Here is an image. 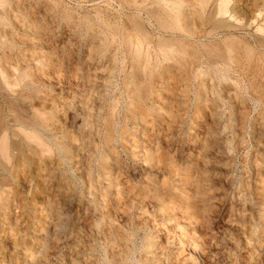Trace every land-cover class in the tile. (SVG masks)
<instances>
[{"label": "rangeland", "instance_id": "374dc122", "mask_svg": "<svg viewBox=\"0 0 264 264\" xmlns=\"http://www.w3.org/2000/svg\"><path fill=\"white\" fill-rule=\"evenodd\" d=\"M125 1L124 3V0H5V4L7 5L8 3L7 6L5 5L8 11L12 8V12H14V48H16L14 56L17 55L22 59V64L24 63L23 65H25V68L30 67V69L28 68L29 71L34 72L38 67L39 70L37 71H39V74H42V71L45 73L46 71L44 72V70L48 69L49 72L52 71L50 72L52 75L56 76L60 73L64 76H62V79L67 77L66 79L71 82H74L73 80L75 79L77 80L76 76L83 75L87 77V79L88 76H90L91 78L89 77V79L91 80H87V86L90 87V90H93V92L95 91L93 97L98 94V96L102 94L108 95V93L120 96V93H123V99L126 98L125 87L121 82L122 78L127 77L131 80H140L139 78L142 77L144 70L153 73L152 75H154L157 82L159 81L158 78L161 80V83L166 81L164 85L162 84V90L158 91L159 97L156 100V104L162 109V111H160L161 116H158L163 117L164 115L165 122L169 123L168 125H172V128H170L171 132L169 134L166 132L168 136L163 134L164 132L161 131H165V127H163L165 123H162V127L158 129L157 124L153 123L155 119L154 114L151 111L146 112L145 118L147 120L143 129L141 128L143 127L142 123L137 120H131V123H129L128 132L131 133H129L130 136L128 135L129 141L124 135L120 138L117 131H114V139L109 143L111 148L112 146L115 148L114 152L112 151L113 149L110 148V152L112 151L110 153V162L113 164V171L119 170L118 172H122V170H124L122 173L120 172L122 176L118 175L120 181L124 178L121 188L125 187L126 190H130L131 187L134 188L136 185L134 191L136 189V191L140 193H142L140 190L143 192H145L144 190H155H151L152 192L150 193L158 192L162 197L165 196L164 198L166 202L168 201V205H170L171 202V204L175 206L179 204L180 200L178 197H181V202L184 200L188 201L189 199L188 202L192 201L193 204L198 203L197 205L203 208L197 206L199 209L197 211L200 213L197 211L194 213V215L198 217L196 225L192 224L190 226L184 224L186 215L188 217L187 212L183 214V212L180 211L182 213L181 215H183L182 218H184L180 219L181 216L179 212L177 213L178 210L176 212L174 211L176 209L169 211L172 217L176 214L175 217H178L177 221L178 219L181 220L179 223H182L184 225L183 227L189 229H187L188 233L191 232L190 235H192V237L194 236L192 239L195 240V236H203V233L207 232L205 236L206 238L208 237V240L206 238L203 239L205 242L201 240V243H199L200 245L197 246L200 249L201 244L202 247L205 245V248H203L205 249V254H201L202 249L197 251L198 248H196L195 257L198 263L197 260L192 259L190 256L191 246L189 243L183 245L184 249L178 260H174V254L169 255V259L164 256L162 257L160 254L159 256L161 259L151 263L168 264L167 262L171 260L170 262L172 263L169 262L170 264H179V262L180 264H264V223L261 224L259 221H253L254 218H256L255 215L257 211L260 209L253 203L255 202L253 195L254 185L256 180H258V176H260L258 173L259 171L257 172V170L253 168H255L257 161L262 160L261 155L264 153V116L261 115L262 112H259L261 109L249 98V93L243 91V93L237 95L234 87H230L231 89L228 88L230 90H227V88L222 86L225 84L224 81L222 83V81L220 82L219 80V73L223 72L224 61L227 60L226 57L229 56L232 59H237L245 56L242 55L243 52L246 54L244 41H254L250 31L237 29L234 31H224L222 33L218 32L215 35L209 36L206 34L209 30L208 26H198L196 29H199V32L195 29L198 36L195 35V33H193V36L186 35L180 31V29L177 30L178 28L169 22L170 20L168 19H162V21L164 20L166 22V25L162 26L157 25L156 20L146 13H141V17H137L136 15L139 13L132 8L134 1ZM138 1L140 2V0ZM249 5V8L253 7L251 3ZM140 18H142V21H140ZM132 23L141 24L139 26L141 29H133ZM146 35L149 39L147 37L145 38ZM232 37H234V39H232ZM224 38L229 40L226 41ZM170 43L175 45L180 51H182L181 49L183 48H181V45H183L185 50L183 49L184 51L182 53L174 57L168 52V45H170ZM225 53H227L228 56ZM62 60H66L63 63V67H59L58 65L57 67L59 68L54 65L52 67V64H57V62ZM147 60L148 67L144 69L142 64ZM160 72H163V75L166 74V76L164 75V78H157L156 76L161 75ZM196 72H199L198 76H196ZM211 73L213 81L209 78ZM229 73L232 74V71L230 70ZM68 76L71 77V79L68 78ZM80 80L81 79L78 78V81ZM133 82L134 80L132 83ZM212 83L215 87L212 86ZM60 95L66 97L64 100H58V103L60 104L59 106L65 104L63 107L68 110V113L61 115V118L66 117V127H70L67 128L69 131L67 132L71 134V136L69 134L68 136L69 138L74 135L75 137H79L80 133H78V127L82 126L83 121H75L73 119L74 110L66 104L69 101H73L75 107H80L81 100L79 101V98L82 94H80L79 97L77 95L73 97L74 95L72 93L69 94V97L67 96L68 94H63V92H61ZM60 95L59 92H57L56 99H59ZM239 96L244 98L241 97L240 100V98H238ZM243 100L247 101L246 104L248 105L245 104V110L248 113L247 117L237 112L238 105H240ZM98 102L99 101L96 100V104H94L93 107L96 113L102 111L100 110L101 106ZM124 103L125 102H121L119 105L120 111L124 109ZM167 115H171L172 118H169ZM238 115L240 116L238 117ZM149 119L152 122H150ZM133 121H135V123ZM95 124V128L98 129L100 126L99 123ZM149 124L152 129L150 131H148ZM131 125L136 128L139 126L138 128L140 129L138 130L137 128V132L135 133ZM155 130H160V133H157ZM140 131L141 133L139 134ZM142 134L144 138L140 137ZM131 135L133 136L132 141L135 143H132L130 139L132 138ZM94 136L97 137V140L100 137L96 136V134H94ZM118 140L120 143L123 141L125 144L120 145ZM158 140L160 143H158ZM123 145L126 146L124 147ZM77 146H75V150L73 151L74 154L71 162L66 160L61 166L59 165L60 158L58 157L52 159L50 163L43 161L39 163V160L34 156L29 167L26 162L21 160L22 158L16 161L19 165V169L23 171L21 174L33 178V189L31 194H27L25 188L20 184H14L12 176L8 174L9 172H5L8 178L4 180L6 181V187H4L5 190L9 189V191H6L5 194L3 193L1 198L8 199L9 206L11 205L10 203L14 201H20L22 207L19 208L17 212L19 218L14 221V215H12L14 212L11 213L10 211V215H7V211L4 210L0 204V264H79V262L80 264H91L90 262L91 260L93 261L94 255H97L98 252L97 256L101 257L103 255L104 247L98 246L102 242L100 234L99 241L95 239L93 234L94 229L96 231L98 228L90 227L93 226V221L91 220L97 218L100 208L94 207L95 203L92 197H90L87 191H85L86 189L81 186V179H78V176L87 178L86 174L89 172L87 167L88 164L85 163L87 161V153H85V155L83 151L79 149L80 146H78L79 150ZM142 146L151 148L152 153L155 154H158L157 152L161 150L162 154L166 155V157L162 156L161 158L163 164L151 167L149 164L147 165L142 162L141 158H139L143 152L142 149L144 150ZM100 147L101 146H99L96 152V156L94 155L95 159L99 154ZM132 147L136 148L134 151L138 150L135 153L137 155L139 154L137 157L129 156L131 154L129 151ZM125 149L128 151L126 152ZM116 153L119 155L118 157ZM26 154L29 155V153ZM135 159L137 161H135ZM27 161L28 163L31 162L30 159ZM11 162L14 165V154ZM92 164L94 165V163ZM92 164L91 167L94 169ZM43 165L44 169L42 170ZM164 165L169 166L165 167ZM85 166L87 170L84 171V168L86 169ZM39 167L41 169H37V171L36 168ZM260 167L261 164L258 165V168ZM115 172L112 173V178H115L113 177L117 174ZM89 177L97 188L96 195H101L102 193L99 194V192H102L103 189V193L106 194L105 197L107 199L104 198L109 202L108 204H113L114 192L116 191L114 186L115 180L112 179L113 181L106 182V179L102 175H100V177L97 176L96 170H91ZM2 178L3 176L0 173V182ZM109 183L112 185V187H110L112 188L111 190L108 187ZM126 183L128 185L132 184L131 187L130 185L129 188L126 187ZM46 184L49 185L47 186V194L50 195V201L53 206V210L51 209V217L49 218H44L43 216V212L47 211L48 207H43V202L41 200V191H43ZM188 184H193L194 189L192 190V187L188 188L190 187ZM197 189L200 191L198 190V192H196ZM178 190H180V193L183 191L181 195L187 194L178 196L180 195ZM194 190H196L195 193L193 192ZM196 193L199 196H197ZM194 195L197 196L198 200L195 198L193 201L192 198ZM186 196L192 198L188 197V199L186 198L183 200ZM145 202L146 206L144 208L147 211L145 210V213L141 214V218L143 219H140V221L142 220L143 228L138 232L139 235L136 234V239L139 244L141 235L150 234V232L154 231L152 215L155 210L153 204H151L147 198H145ZM148 202L150 204L149 206ZM32 204L35 206L33 207ZM97 205L102 206L99 202ZM53 212H55V214H53ZM206 217H209L210 222L214 221L213 223L209 222L210 226L207 225L205 221L203 222ZM48 219L52 221L49 222ZM136 221L138 222V220ZM84 222H86V224H84ZM87 222H91L89 224L90 226H88ZM168 223L169 222H167V224ZM170 223V226H174L175 224L173 221ZM84 226L89 231L91 230L90 232L92 233L85 231L87 229H84ZM80 227H82L85 232L82 231V233L81 230L83 229ZM172 227H169L168 231H171ZM69 229H71V231ZM206 229H208L210 233ZM86 232H88V234ZM195 233L198 234L195 235ZM255 233L258 236H256ZM76 235L82 237L84 235L83 239L80 238L84 243L85 249L79 254H76L77 252L75 250ZM157 235H159V238L156 239L159 245L162 243L161 245H165L166 247V255L167 253L169 254L172 251H176L174 245L169 243L165 244V232H158ZM85 236H87V239H84ZM67 237L70 239L68 240ZM106 239L107 238L103 239V241ZM105 243L107 242H104V244ZM88 245L91 248L94 247L95 252L93 249L90 250ZM46 247H49V249L47 251V257H44V250ZM64 247L66 250H69L66 251ZM168 249L169 252H167ZM65 252L67 255H65ZM138 252L139 251H137L135 255L139 254ZM90 254L94 255L91 257ZM74 255L76 258H79L75 260ZM81 261L85 262L82 263Z\"/></svg>", "mask_w": 264, "mask_h": 264}, {"label": "bare ground", "instance_id": "6f19581e", "mask_svg": "<svg viewBox=\"0 0 264 264\" xmlns=\"http://www.w3.org/2000/svg\"><path fill=\"white\" fill-rule=\"evenodd\" d=\"M133 1H134V4H132V3H130V4H132L133 5L132 8L135 11H137V13H139L138 15H136L137 17H141V13H146L148 16L153 17L154 20H156L157 25H162V26L166 25V22L164 20L162 21V19H168V20H170L169 22H171L174 26H176L178 28L177 30L180 29V31H182L186 35H192L193 36V33H195V35H197L196 34L197 32L195 31V29L198 26L199 27L200 26H202V27L208 26L209 30H208V32L206 31L207 32L206 34H208L209 36L215 35L218 32L222 33L224 31H234L237 29H243L244 31L245 30L250 31V34L253 37L254 41H249V40L244 41V44H245L244 47H245L246 54H244V52H243L242 55H245V56L237 58V59H232L231 57H229L227 55V53H225L228 57H226L227 60L224 61L223 72L219 73V80H220V82L222 81V83L224 81V83L226 85L223 84L222 86L224 88H227V90H230L231 89L230 87H234L235 93L237 95H240L241 93H243V91L249 93L250 94L249 98H251V101L252 102L254 101V103L261 109V111H259V112H262L261 115L264 116V0H140V2L138 0H133ZM125 2L126 1L124 0V3ZM250 3L253 6L251 8H249ZM5 5H6L5 0H0V173L3 176V178L1 179V182H0V204L4 208V210L7 211L6 212L7 215H10V211H11V213L14 212V214H12V215H14L13 219H14V221H16L19 218L18 217L19 214L17 215V212H18L19 208H21L22 206L20 204V201L19 202L14 201V202L10 203L11 205L9 206L8 199L1 198L3 193L5 194L6 191H9V189L5 190L6 181H4V180L6 178H8V177H6L5 172H9L8 174L10 176H12V178L14 179V184H20L23 188H25V190L27 191V194H31L32 189H33V185H32V183H33L32 179L33 178L30 176L27 177L26 175H22L21 173H23V171L19 169V165L16 163V161H18L19 158H22L21 160L26 162L27 166L29 167L30 163H32V161H33L32 159L34 156H36L37 160H39L38 161L39 163L42 161L50 163V161L52 159H55L56 157H58V158H60L59 165L61 166L65 163L66 160L71 162V160L73 158V154H74L73 151L75 150V146L78 145V146H80L79 149L81 151H83L84 154L87 153V159H86L87 161L85 163L88 164L87 167H88V171H89V172L86 171L87 172V174H86L87 178L86 177L82 178L81 176H78V179H81L80 180L81 186L84 187L86 189L85 191H87V194L90 197H92L93 202L95 203L94 207L100 208V211H99L97 218H94L95 220H91V221H93V223H92L93 226L89 225L91 222H89V223L87 222V223H88V226H90L92 228H94V227L98 228V230H96V231L94 229L93 234L95 236V239H98V241H99V234H100V238L102 239V242L98 246H100L102 248L104 247V252H103V255L101 257L97 256L99 252L97 253V255H94L95 253L90 254L91 257L94 255L93 261L92 260H91V262L89 261L91 264H148V263L153 264L151 262H153V261L155 262V261H158L159 259H161L159 256L160 254L162 255V257L164 256L166 258H168L169 255L174 254L173 257H174V260L176 261L179 259V256L184 249L183 245H185V243L186 244L189 243L191 246L190 247L191 258L194 260H197V258L195 257L196 248H198L197 251H200V249H202L201 254L204 253L205 249H203V248H205L204 247L205 245L202 247V244H201L200 249L197 246L200 245L199 243H201V240L206 238L205 235L207 232L203 233V236H198V237L195 236V238L197 240L192 239L194 236L192 237V235H190V233H191L190 231H189L190 233H188V231H187L188 228L186 229V227H183L184 225L182 223H179V221H181V220L178 219V221H177L178 217L177 218L175 217L176 214H175V216L172 217L171 212L169 210L176 209V210H174L175 212L178 210L177 213L179 212V214L181 216L180 219L183 217V215H181L182 214L181 212H183V214H184V212H185V214L187 212L188 217L186 215V218H185L186 220H184V224L190 225V226L192 224L196 225L198 217H196L194 215V213H196V211L199 210L197 208L198 203L193 204L192 201L188 202L189 196H186L185 198H183V200L187 198L188 201L184 200L181 202V197H178L181 203L178 200L179 204H177L176 206L172 205L171 204L172 202L171 203L169 202L170 205H168V203H167L168 201L166 202V199L164 198L165 196L162 197L158 192L150 193V192L155 191V190H152V189H151L152 191L151 190H144L145 192L140 190L142 192V193H140L139 191H136V189L134 191V188L136 187V185L134 186V188H132L131 187L132 184L131 185L129 184L131 187L130 190H126L125 187L121 188V186H123L122 181L124 178H122L121 181L119 180L118 175L122 176V174H120L121 171L120 172H118L119 170L113 171V167H112L113 164L110 162V156H111L110 153L112 151L114 152V150H115V148L113 146L111 148L110 144H109L111 142V140L114 139V137H113L114 131H117L120 138H121V136L124 135L128 139L129 138L128 135L130 133V132H128L129 131V128H128L129 123H131V120H137L138 122L142 123L143 127H141V126L140 127L143 129L144 125L146 124V120H147L145 118L146 112L151 111L154 114L155 119H154L153 123L157 124L158 129H160V127H162V123H165L163 126V127H165V131H161V132H164L163 134L167 135L166 132H168V134L171 132L170 128H172V125L171 124L168 125L169 123L165 122L166 120L164 119L163 114H162L163 117H160L161 116L160 111H162V109H160L159 106H157V104H156L157 103L156 100L159 97L158 91H161L163 88L162 86L166 83V81L164 83H161L160 82L161 80L158 77L164 78V75L166 76V74L163 75V72L165 70L163 72H160V74H161V75L159 74L160 76H156L159 80L158 82L156 81V78L154 77V75H152L153 73L146 72L145 70H144V73L142 74V77L139 78L140 80L136 81L135 79H133L134 80L133 83H132L133 80H131L130 78L123 77L121 82L123 83V85L125 87V94H126L127 99L126 98L123 99V97H124L123 93H120V96H117L116 94H110V93H108V95H107L104 93L105 95L102 94L101 96H98L99 95L98 94V95H96L97 97L96 96L93 97L95 91L93 92V90H90V87L87 86V83H88L87 80L89 79L90 76H88V79H87V77H85L83 75L76 76L77 80L75 79V80H73L74 82H71V81H68V79H66L67 77L62 79L63 75L60 73L57 74L58 76L56 75L57 77L52 75L50 73L52 71L49 72L48 69L44 70V72L46 71L45 73H43V71L41 70L42 74H39V71H37V70H39L38 67H37L36 71L34 70V72L28 70V68L30 69V67L25 68V65H23L24 63L22 64V59H20L17 55L14 56V51L16 49V48H14L15 47L14 12H12V8L10 10L11 12L8 11V9L6 7L8 5V3L6 6ZM140 19H141L140 21H142V18H140ZM132 24H133L132 25L133 29H136V28L138 30L141 29V27H139L141 24L140 25H139V23L138 24L132 23ZM30 28H31V26H30ZM196 30L199 32V29H196ZM201 32H203V31H201ZM138 33H139V31H138ZM146 37H147V35L145 36V38ZM226 37H228V36H226ZM228 38H231V37H228ZM224 39H226V41L229 40V39L227 40V38H224ZM232 39H234V37H232ZM223 41H225V40H223ZM226 45H227V43H226ZM160 46H163V45H160ZM181 48L184 49L183 45H181ZM236 48H237V46H236ZM183 49H181L182 51H180L177 47H175V45H172L171 43H170V45H168V52L174 57H176L177 55L182 53L185 50V49L184 50ZM160 51H162V50H160ZM218 55H220V54H218ZM219 60H221V59H219ZM64 61H66V60H64ZM64 61L62 60L60 62H57V64L54 63V64H52V67H53V65L56 67H57V65L59 67H63ZM113 61H114V59H113ZM23 62H24V60H23ZM37 64H39V63H37ZM142 65L144 66V69H146L148 67V60L145 61L144 64H142ZM59 67H57V68H59ZM40 69H41V67H40ZM59 70H61V69H59ZM230 70L232 71V74L229 73ZM41 71H40V73H41ZM198 71H199V69H198ZM201 73H203V72H201ZM208 74H210V73H208ZM198 75H199V72L198 73L196 72V76H198ZM72 76H73V74H72ZM217 76H218V74H217ZM73 77H72V79H73ZM68 78L71 79V77H69V76H68ZM78 78L81 80L78 81ZM133 78H134V76H133ZM209 78H210V80L213 81L212 73H211ZM89 80H91V79H89ZM210 85H211V83H210ZM158 86H159V88H158ZM212 86H214L213 83H212ZM79 87L81 88V90ZM228 88H230V89H228ZM164 90H165V88H164ZM232 91H234V90H232ZM57 92H59V95L61 94V92H63V94H68L67 96H69V97H70L69 94H72V93L74 95L73 97H75L76 95L79 97V95L82 94V96L80 95V98H79V101L81 100L80 107H75V104L73 103V101L72 102L69 101L66 104L67 106L69 105V107H71L74 110L73 119L75 121H79V120H81V122L83 121L82 126L78 127L79 128L78 133H80L79 137H75V135H74V136L69 138V136H68L69 131L67 130V128H70V127L68 125H67L68 127H66V122H65L66 117L61 118V115L68 113V110H66L65 107H63L65 104L62 106H59L60 104L58 103V100H60V101L64 100L66 97H64V95L63 96L60 95V98L56 99ZM241 97L239 96L238 98H240V100H241ZM242 98H244V97H242ZM121 99H122V101H121ZM96 100L99 101L98 103H100V106H101L100 110H102L101 112L98 111V113L94 112V108H93L94 104H96ZM239 101H238V103H239ZM121 102H125L124 103L125 105L123 106L124 109L122 111L119 110V107H120L119 105L121 104ZM246 102L247 101H244V100L241 101V104L238 105V111H237L238 113L239 112L242 113L245 117L248 116V113L245 110L246 109V107H245ZM247 110H248V108H247ZM158 115H160V116H158ZM149 116H147V117H149ZM167 116H169V115H167ZM239 116L240 115H238V117ZM173 117H175V116H173ZM169 118H172V116L170 115ZM168 121L171 122L170 120H168ZM133 122L135 123V121H133ZM150 122H152V121L150 120ZM69 123H70V121H69ZM95 123H99L100 126L98 125L99 126L98 129L95 128V126H96ZM75 124H76V122H75ZM79 124H81V123H79ZM150 124H152V123H150ZM150 124H149V128H148L149 130L148 131L152 130L150 128V126H151ZM147 127H148V125H147ZM131 128L134 130L135 133L137 132V128L135 126H132ZM139 129L140 128H138V130ZM161 129H163V128H161ZM156 132L160 133V130H158ZM140 133H141V131L139 132V134ZM151 133H152V131H151ZM94 134H96V136H98V137L100 136L98 138V140H97V137L94 136ZM69 135L71 136V134H69ZM140 137L144 138V135L142 134ZM143 138H141V139H143ZM130 139L132 141L133 136ZM119 140H121V139H119ZM119 140H118V142H119ZM128 141H129V139H128ZM122 142L123 141H121V143L119 142L120 145L125 144L124 142L123 143ZM125 142H126V140H125ZM133 142L134 141H132V143ZM144 142H146V141H144ZM158 143H160L159 140H158ZM135 145H137V144H135ZM78 146H77V149H78ZM99 146H101L100 147L101 152L99 151V154H98L97 158L95 159L94 155L96 156V152L98 151ZM123 146L125 147L126 145H123ZM146 147L142 146V148H144V150L142 149L143 152L139 156V158H141L142 162H144L147 165L149 164L151 167L163 164V162L161 161V158H162V156L166 157V155L165 154L163 155L161 150H160V152L157 150L158 154L152 153L151 148H146ZM91 148H93V149H91ZM110 148L113 149L111 152H110V150H111ZM128 148H129V146H128ZM134 149H136V148L132 147V149H130L129 152H131V154L133 155L132 156L130 154L129 155L130 157H137L139 155V154L138 155L135 154L136 151H138V150L134 151ZM127 151L128 150H126V152ZM26 153H29V155H27ZM13 154H14V165L11 162V160L13 158ZM25 155H26V157H25ZM118 156L119 155L117 154V157ZM261 157H262V160L257 161L255 164V168H253V169L257 170V172L259 171L258 173L260 174V176H258V180H256V182H255L254 189H253V192H254L253 195H254V201H255L253 203L256 206H258L260 209H259V211H257V214L255 215L256 218H254V220L253 219L252 220L256 221V222L259 221V222H261V224H263L264 223V153L261 155ZM29 159L31 162L28 163L27 160H29ZM119 159H120V157H119ZM136 159H138V158H136ZM136 159H135V161H137ZM138 160H140V159H138ZM114 161H115V158H114ZM211 161H213V160H211ZM92 163H94V165ZM42 164H44V163H42ZM91 164H92V166H94V169H93V167H91ZM259 164H261L260 168H258ZM122 165H123V163H122ZM38 166H39V164H38ZM164 166L166 167L169 165H164ZM42 167H43L42 168V170H43L44 165ZM46 167H45V169H46ZM87 167H86V169L84 168V171L87 170ZM37 169L39 170L41 168L39 167V168H36V170ZM119 169H120V167H119ZM53 170H55V169H53ZM91 170H96L97 176L100 177V175H102L106 179V182H108V181L111 182V181H113L112 179L115 180L114 186L116 188V191L114 192L115 194L113 197V204L112 203L108 204L109 202L106 200L107 199L105 197L106 194L103 193V189H102V192L98 191L99 194L102 193L101 195H96L97 188L95 187L93 182L89 179L90 178L89 175L91 173ZM123 171L124 170H122V172ZM113 172L117 173L116 174L117 176L116 175L113 176L115 178H112ZM171 174H172V172H171ZM47 183H48V181H47ZM127 183H126V185H127L126 187L129 188V185ZM188 185H190V187H188V188L192 187L191 189L192 190L194 189L193 184H188ZM47 186H49V185L46 184V186L43 188V191H41L42 197L40 196L41 200L43 202V207L44 206L48 207L47 211L43 212L44 218L51 217L50 216L51 211L53 210V208H52L53 206H52V203L50 201L51 197H50V195L47 194V190H48ZM182 186H181V190H182ZM195 186H196V184H195ZM108 187L110 188V187H112V185L109 183ZM197 187H199V186H197ZM115 188H113V189H115ZM111 189L112 188H110V190ZM183 189H184V187H183ZM199 189H201V188H199ZM199 189H197V191L194 190L193 192L194 193H195V191L198 192ZM178 191L180 193V190H178ZM104 192H105V189H104ZM181 193L178 196H183V195L187 194V193H185V194L181 195ZM194 196H196V195H194ZM194 196H193V198L192 197H189V198H192L194 201V199L195 198L197 199V196H199V195L197 194L196 197H194ZM145 198H147L148 201L151 202V204H153V208L155 210V212L153 210H151V211H153V215H152L153 221L152 222H154V223H152V224L154 225V229H153L154 231L151 230L152 232H150V234H144L143 236L141 235L140 244H139L137 242V239H136L137 238L136 234H138L140 229L143 228L142 227V225H143L142 220L140 221V219H143V218H141L142 217L141 214L145 213L144 211L146 210L144 208L146 206V202H147V201L145 202ZM178 198H176V199H178ZM98 202L101 203L102 206H98L99 205V204L97 205ZM149 202H148V206L150 205ZM67 203H68V201H67ZM176 203H177V201H176ZM32 205H33V207L35 206L34 204H32ZM63 207H65V206H63ZM201 208H203V207H201ZM84 209H85V207H84ZM55 210H56V208H55ZM138 210H139V212H138ZM197 212L200 213L199 211H197ZM53 214H55V212H53ZM95 216H96V214H95ZM145 216H147V215H145ZM68 217H69V215H68ZM172 218H174V219H172ZM182 219H184V218H182ZM48 220H49V222L52 221L51 219H48ZM136 220H138V222ZM145 220H143V221H145ZM211 220H212V218H211ZM171 221L175 222V224L173 223L174 226L173 225L170 226ZM204 221L207 225L214 222V221L210 222L209 217H206V219H204L203 222ZM167 222H169L168 223L169 225L167 224ZM84 224H86V222H84ZM135 224H136V226H135ZM256 225H258V224H256ZM64 226H65V224H64ZM169 227H172L171 231H168ZM202 227H204V226H202ZM80 228L81 229H83V228L87 229V228H85V226L83 228L82 227H80ZM84 229L81 230V232L82 231L83 232H85V231L90 232L91 231V230L89 231L88 229L84 231ZM262 229H263V226H262ZM69 230L71 231V229H69ZM206 230L209 231L208 229H206ZM88 232H86V233L88 234ZM156 232L157 233L158 232H160V233L165 232V235H166V237H165L166 243L165 244L169 243L171 245H174L176 248V251L171 250L172 252H170L169 254L167 253V255H166V253H165L166 247H165V245L162 246L161 245L162 243L159 245V243L156 240L157 238H159V235H157ZM77 233H79V232H77ZM90 233H92V232H90ZM209 233H210V231H209ZM209 233H208V235H209ZM197 234L195 233V235H197ZM239 234H241V233H239ZM76 236H77V239H76L75 250L77 253L75 251L74 252L76 254H79L81 251H83L85 249L84 243L81 240V238L83 239L84 235H83V237L79 236V235H76ZM256 236H258V235L256 234ZM68 237H67V239H68ZM105 238H107V239L105 241H103V239H105ZM84 239H87V236H85ZM89 239H90V237H89ZM207 240H206V242H207ZM104 242H107V243L104 244ZM94 243H96V242H94ZM208 243H209V241H208ZM67 246H69V245H67ZM72 246H73V244H72ZM92 246H94V245H92ZM186 246H188V245H186ZM88 247H89V245H88ZM48 249H49V247L45 248L44 257L47 255ZM64 249H65V247H64ZM89 249L90 250L93 249V251H94V247L93 248L89 247ZM67 250H69V249H67ZM137 251H139L138 252L139 254L135 255V253ZM159 252H161V253H159ZM167 252H169V249ZM65 255H67V253ZM84 257H85V255H84ZM88 257H89V255H88ZM78 258L79 257L76 258V256H75V260H77ZM80 260H81V258H80ZM172 261H173V259H172ZM77 262H79V261H77ZM81 262L83 263L85 261H81ZM169 262H167V263L168 264L172 263V262H170V263ZM197 263H198V260H197ZM76 264H78V263H76ZM79 264H80V262H79ZM179 264H180V262H179Z\"/></svg>", "mask_w": 264, "mask_h": 264}]
</instances>
